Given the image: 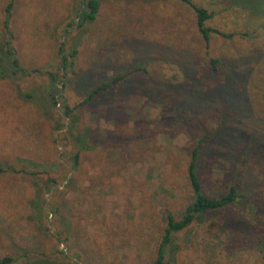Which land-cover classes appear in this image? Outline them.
Masks as SVG:
<instances>
[{"label":"rangeland","instance_id":"374dc122","mask_svg":"<svg viewBox=\"0 0 264 264\" xmlns=\"http://www.w3.org/2000/svg\"><path fill=\"white\" fill-rule=\"evenodd\" d=\"M83 1L14 0L12 47L30 75L5 77L0 0V260L151 264L167 213L193 199L199 146L204 193L239 196L176 232L166 259L264 264V0H191L234 33L208 43L181 0H99L78 26Z\"/></svg>","mask_w":264,"mask_h":264},{"label":"trees","instance_id":"16d2710c","mask_svg":"<svg viewBox=\"0 0 264 264\" xmlns=\"http://www.w3.org/2000/svg\"><path fill=\"white\" fill-rule=\"evenodd\" d=\"M181 1L191 6L195 11L198 30L201 33L206 43L209 42L210 37L213 33H218L226 38L233 37L234 33L221 32L216 28H212L206 25V21L212 16V13L208 12L204 7L196 5L191 0H181ZM13 5H14V0H7V3L4 8V18L2 20L3 32L6 35V39L5 41H3V45L5 46V52L11 57L13 70L11 73H8L1 68L2 75L6 77L7 75L11 76L20 73L21 75L28 76L30 75L29 71H26L21 67L20 62L17 59L14 49L12 47L11 39L13 37V32L10 28V18L12 14ZM98 10H99V0H84L83 8L81 9V12H79L77 17V25L82 26L88 22H92L96 18ZM62 51L63 49L60 48L61 53ZM75 54H76V49L74 48L73 51L70 53V56L73 57L75 56ZM66 61H67V57L63 55L61 57L62 68H66L65 65ZM211 62L213 64H216V63H220V60L211 59ZM49 75L52 79H54L53 74L49 73ZM118 79L119 77H115L113 78L112 81L101 84L95 90H93V92L89 95V97L85 101H88L93 97L95 93L99 92L103 88L108 87L110 84L116 82ZM66 108L69 109L68 106H66ZM203 140L204 139H201V142ZM198 152H199V146H195L192 149L191 159L187 167V174L193 191V199L191 203H189L186 206L182 216L179 219H176L171 213H167L166 226L164 228V232L162 234L160 243L157 248L156 257L151 264H171L170 261L166 259L165 253H166V247L171 243L174 234L187 227L194 220L203 221L205 215H207L209 212L221 210L232 205L239 196L237 187H235L234 185L229 186V189L226 192H223L217 196H208L204 193L197 168ZM78 158H79V151H77L73 156V160L75 163H77ZM3 171L4 169L0 163V173ZM261 231L264 232V223L262 224V226L258 225L256 227L255 232L257 233V237L258 235L259 236L262 235ZM261 241H263L262 243H264V240H262V238H259L258 243ZM10 261H12V259L6 256L0 260V264H8Z\"/></svg>","mask_w":264,"mask_h":264}]
</instances>
